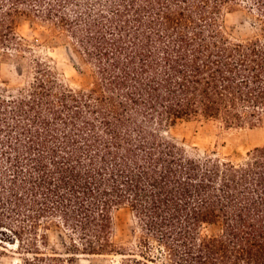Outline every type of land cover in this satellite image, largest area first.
<instances>
[{"label": "trees", "instance_id": "1", "mask_svg": "<svg viewBox=\"0 0 264 264\" xmlns=\"http://www.w3.org/2000/svg\"><path fill=\"white\" fill-rule=\"evenodd\" d=\"M240 8L255 32L235 39L223 14ZM23 21L89 80L72 87L34 56L0 93V261L10 246L20 264H264V145L235 160L169 135L196 118L264 123V0H0L1 58H25ZM123 208L136 249L115 239Z\"/></svg>", "mask_w": 264, "mask_h": 264}, {"label": "rangeland", "instance_id": "2", "mask_svg": "<svg viewBox=\"0 0 264 264\" xmlns=\"http://www.w3.org/2000/svg\"><path fill=\"white\" fill-rule=\"evenodd\" d=\"M252 16L243 8L223 14L225 30L235 39L247 38L255 32ZM28 47L23 55L25 58L0 56V93L14 94L25 85L31 75L30 60L40 56L50 61L64 81L72 87L85 85L88 71L71 52L69 47L56 37L50 36L47 30L33 22L23 21L17 27ZM6 51V50H5ZM2 52V51H1ZM8 52H14L9 50ZM169 135L182 143L187 149L200 154L216 153L221 157L239 159L256 146L264 145V123L256 126H226L223 122L211 119L196 118L177 122L170 128ZM115 239L124 246L136 249L138 233L129 210L123 208L114 215ZM51 246L64 252L60 238L55 232L49 233ZM6 255L0 264H20L22 255L14 252L13 247L5 250ZM95 256H79L73 264H110V260H118ZM149 264H167V261L155 254Z\"/></svg>", "mask_w": 264, "mask_h": 264}]
</instances>
